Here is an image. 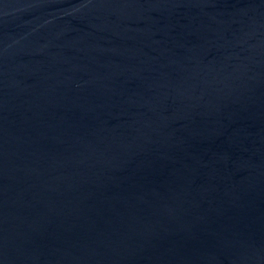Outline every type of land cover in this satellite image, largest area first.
<instances>
[{
	"label": "water",
	"instance_id": "1",
	"mask_svg": "<svg viewBox=\"0 0 264 264\" xmlns=\"http://www.w3.org/2000/svg\"><path fill=\"white\" fill-rule=\"evenodd\" d=\"M0 264H264V0H0Z\"/></svg>",
	"mask_w": 264,
	"mask_h": 264
}]
</instances>
